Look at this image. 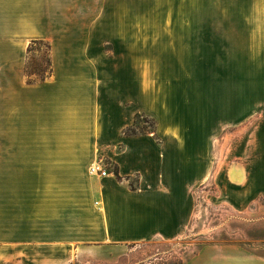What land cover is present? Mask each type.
Here are the masks:
<instances>
[{"label": "crops", "instance_id": "crops-1", "mask_svg": "<svg viewBox=\"0 0 264 264\" xmlns=\"http://www.w3.org/2000/svg\"><path fill=\"white\" fill-rule=\"evenodd\" d=\"M101 2L0 0V34L51 39L54 68L46 81L31 84L19 65L10 73L14 86H1L13 95L1 111H41L34 113L33 130L39 121L73 137L1 146L15 150L0 157V264H71L87 252L176 239L193 217L195 189L207 182L236 208L264 195V111H242V102L240 111L223 116L209 107L190 111L199 92L192 99L188 82L164 83L153 96L134 65L121 75L98 31L49 25L47 5ZM140 112L157 120L156 133L126 135ZM253 117L216 168V133ZM104 160L117 165V173L91 174ZM235 165L242 182L230 179ZM184 264H264V257L238 244H208Z\"/></svg>", "mask_w": 264, "mask_h": 264}, {"label": "rangeland", "instance_id": "rangeland-1", "mask_svg": "<svg viewBox=\"0 0 264 264\" xmlns=\"http://www.w3.org/2000/svg\"><path fill=\"white\" fill-rule=\"evenodd\" d=\"M104 1L47 5L49 25L98 31L105 56L118 60L121 75L129 63L134 65L137 80L143 83L144 79L152 87L153 96L163 90L158 88L164 83L174 87L188 82L212 111L223 108L226 91L230 111H240L241 102L242 111H264V0ZM38 6L44 12V5ZM56 10L60 14L52 15ZM167 44L176 46L178 53L188 59L170 62V57L164 55ZM52 46V40L45 37L0 34V107L13 96L3 93L5 87L1 86L6 82L8 87L14 86L10 73H15L19 65L28 83L44 82L52 76ZM35 112L0 109V157L15 150L1 147L10 141L73 138L69 132L49 131L39 121L33 130ZM253 120L216 133V168L225 160L230 140H236L244 131L240 128L251 127ZM156 125L153 116L140 112L123 132L155 134ZM98 164L108 173H117V165L111 161ZM131 184L135 187L136 178ZM213 188L207 182L195 189L194 214L180 237L87 252L71 264H184L208 244H238L264 257V195L236 208L223 203Z\"/></svg>", "mask_w": 264, "mask_h": 264}, {"label": "bare ground", "instance_id": "bare-ground-1", "mask_svg": "<svg viewBox=\"0 0 264 264\" xmlns=\"http://www.w3.org/2000/svg\"><path fill=\"white\" fill-rule=\"evenodd\" d=\"M166 51H164V55H169L170 57L172 58H175L178 62H181L182 61H186L188 59V56L187 55H180V53H178V50H176V46L172 45V44H167V48H165ZM183 54V53H181ZM187 84V83H185ZM226 91V89H225ZM180 94H182L181 92H179ZM223 97H224V100H223V108H219L217 113L220 115V116H223V112L224 111H230V106H229V91H226V92H223ZM183 94H187V90L186 89H183ZM194 95H196V91L194 90ZM199 94V93H198ZM198 103H194L193 104V107L191 108L190 111H209L208 110V107H206V105L204 104L203 102V98L201 95H199V99H198ZM215 107H216V103H215ZM187 111V107L185 109ZM216 111V109H215ZM224 118V117H223ZM222 119V118H221ZM219 120V119H218ZM96 167V166H95ZM236 167H238V165H235L234 167H232V170H231V173H230V179L234 182H242L243 181V174H240L233 171ZM243 173V172H242Z\"/></svg>", "mask_w": 264, "mask_h": 264}, {"label": "built area", "instance_id": "built-area-1", "mask_svg": "<svg viewBox=\"0 0 264 264\" xmlns=\"http://www.w3.org/2000/svg\"><path fill=\"white\" fill-rule=\"evenodd\" d=\"M90 173L99 175V176H106L108 174V171L100 164L97 163V166H91L90 167Z\"/></svg>", "mask_w": 264, "mask_h": 264}]
</instances>
